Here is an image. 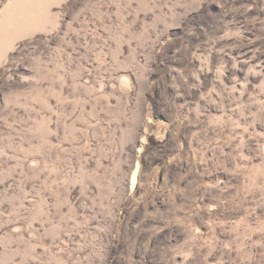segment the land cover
<instances>
[{
	"label": "rangeland",
	"instance_id": "1",
	"mask_svg": "<svg viewBox=\"0 0 264 264\" xmlns=\"http://www.w3.org/2000/svg\"><path fill=\"white\" fill-rule=\"evenodd\" d=\"M0 264H264V0H0Z\"/></svg>",
	"mask_w": 264,
	"mask_h": 264
}]
</instances>
